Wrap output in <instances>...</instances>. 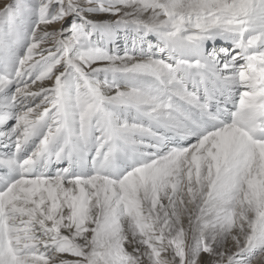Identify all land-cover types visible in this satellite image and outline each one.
<instances>
[{"label": "snow or ice", "instance_id": "snow-or-ice-1", "mask_svg": "<svg viewBox=\"0 0 264 264\" xmlns=\"http://www.w3.org/2000/svg\"><path fill=\"white\" fill-rule=\"evenodd\" d=\"M264 264V0H0V264Z\"/></svg>", "mask_w": 264, "mask_h": 264}, {"label": "bare ground", "instance_id": "bare-ground-1", "mask_svg": "<svg viewBox=\"0 0 264 264\" xmlns=\"http://www.w3.org/2000/svg\"><path fill=\"white\" fill-rule=\"evenodd\" d=\"M254 264H258V262L257 261H254Z\"/></svg>", "mask_w": 264, "mask_h": 264}]
</instances>
